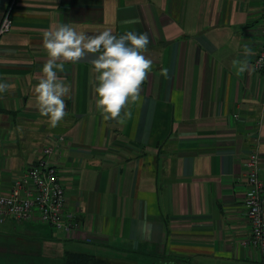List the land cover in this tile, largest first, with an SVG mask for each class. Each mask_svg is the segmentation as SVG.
Returning <instances> with one entry per match:
<instances>
[{
    "label": "crops",
    "instance_id": "0c3cea01",
    "mask_svg": "<svg viewBox=\"0 0 264 264\" xmlns=\"http://www.w3.org/2000/svg\"><path fill=\"white\" fill-rule=\"evenodd\" d=\"M263 4L0 0V22L10 10L12 23L0 38V82L11 85L0 94V191L38 160L47 136H63L52 159L65 211L79 223L65 234L7 219L27 240L3 250L15 258L58 255L62 264L66 252L123 264H264L259 249L244 245L251 151L264 185V73L252 66L264 42ZM59 24L89 35L148 34L152 68L123 124L96 107L93 54L58 73L71 86L64 119L53 128L41 116L34 87L48 59L42 33ZM244 44L254 55L243 54ZM245 59L253 70L237 73L233 61Z\"/></svg>",
    "mask_w": 264,
    "mask_h": 264
},
{
    "label": "clouds",
    "instance_id": "9594fccd",
    "mask_svg": "<svg viewBox=\"0 0 264 264\" xmlns=\"http://www.w3.org/2000/svg\"><path fill=\"white\" fill-rule=\"evenodd\" d=\"M7 23V21L5 22ZM43 48L48 54L38 84L34 87L36 108L41 116L55 128L66 116L64 98L70 94L71 86L58 75L64 72V64L79 62L87 54H93V72L96 73L94 92L97 95L96 107L104 120H118L123 124L124 117H130L129 102L141 99V85L147 79L153 61L144 52L150 39L147 33L137 34L126 31L117 37L110 30L89 35L78 32L69 24H59L42 33ZM243 54L254 55L248 44L243 46ZM237 73L250 72V62L234 60ZM167 77L168 70L161 69ZM11 85L0 82V94L9 91Z\"/></svg>",
    "mask_w": 264,
    "mask_h": 264
},
{
    "label": "built area",
    "instance_id": "2783aa9c",
    "mask_svg": "<svg viewBox=\"0 0 264 264\" xmlns=\"http://www.w3.org/2000/svg\"><path fill=\"white\" fill-rule=\"evenodd\" d=\"M9 11L1 19L0 38L11 30ZM261 13L264 16V4ZM252 66L255 71L264 73V42ZM47 141L38 160L14 178L6 192L0 191V224L7 219L25 223L38 221L62 233L71 234L78 229L79 223L74 215L65 211V193L58 168L52 159L57 152V145L65 142V138L49 135ZM258 161L255 151L249 152L244 161V205L250 226V234L244 245L257 248L264 254V185L257 175Z\"/></svg>",
    "mask_w": 264,
    "mask_h": 264
},
{
    "label": "rangeland",
    "instance_id": "374dc122",
    "mask_svg": "<svg viewBox=\"0 0 264 264\" xmlns=\"http://www.w3.org/2000/svg\"><path fill=\"white\" fill-rule=\"evenodd\" d=\"M9 222V221H7ZM0 224V264H62V259L56 255L51 258H20L21 256H12L11 252L3 250L5 247H10L13 244H21L22 241L27 240L23 236H20L22 227L15 225L11 227L9 224ZM9 225V226H7ZM146 264V261H142ZM141 262H139L140 264ZM148 263V262H147Z\"/></svg>",
    "mask_w": 264,
    "mask_h": 264
},
{
    "label": "trees",
    "instance_id": "16d2710c",
    "mask_svg": "<svg viewBox=\"0 0 264 264\" xmlns=\"http://www.w3.org/2000/svg\"><path fill=\"white\" fill-rule=\"evenodd\" d=\"M63 258H64L63 264H123V263L108 261L85 253L66 252ZM171 261L174 262V260L159 259L158 262L155 264H173Z\"/></svg>",
    "mask_w": 264,
    "mask_h": 264
}]
</instances>
